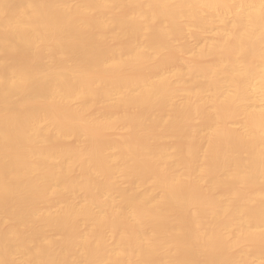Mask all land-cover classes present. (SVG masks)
<instances>
[{
  "label": "bare ground",
  "instance_id": "6f19581e",
  "mask_svg": "<svg viewBox=\"0 0 264 264\" xmlns=\"http://www.w3.org/2000/svg\"><path fill=\"white\" fill-rule=\"evenodd\" d=\"M0 264H264V0H0Z\"/></svg>",
  "mask_w": 264,
  "mask_h": 264
}]
</instances>
